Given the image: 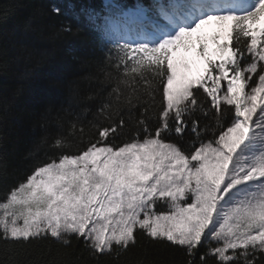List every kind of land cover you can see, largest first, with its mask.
<instances>
[{
    "label": "snow or ice",
    "instance_id": "6c2138e0",
    "mask_svg": "<svg viewBox=\"0 0 264 264\" xmlns=\"http://www.w3.org/2000/svg\"><path fill=\"white\" fill-rule=\"evenodd\" d=\"M87 18L95 71L44 113L23 179L0 156V186L15 181L0 264H37L45 246L59 259L39 264H130L137 249L135 264H171L150 257L166 251L264 264V0H151Z\"/></svg>",
    "mask_w": 264,
    "mask_h": 264
},
{
    "label": "trees",
    "instance_id": "16d2710c",
    "mask_svg": "<svg viewBox=\"0 0 264 264\" xmlns=\"http://www.w3.org/2000/svg\"><path fill=\"white\" fill-rule=\"evenodd\" d=\"M104 1L0 0V52H3L0 55V156L10 165L18 166L17 181L25 175L23 157L33 141L44 134L41 128L44 113L50 108L58 109L61 104L66 106L69 98L66 85L79 79L89 66L95 71L97 33L92 30L87 12L105 15L124 6L150 4L149 0ZM9 5L11 10L5 12ZM53 8L60 11L54 12ZM65 27L71 31H63ZM54 136L55 129H50L49 144ZM168 140L177 142L175 136ZM35 158L43 159L44 150ZM7 188L0 186V201L6 198ZM143 256V249H137L126 259L135 264ZM54 257L59 259L57 249L53 247L49 252L45 246V253H35L30 259L39 264ZM150 257L171 264H186L188 259L181 251L159 255L153 252ZM207 260L208 264H215L212 256Z\"/></svg>",
    "mask_w": 264,
    "mask_h": 264
},
{
    "label": "rangeland",
    "instance_id": "374dc122",
    "mask_svg": "<svg viewBox=\"0 0 264 264\" xmlns=\"http://www.w3.org/2000/svg\"><path fill=\"white\" fill-rule=\"evenodd\" d=\"M156 210L160 211V212H166L167 211V206L164 205L163 202H158Z\"/></svg>",
    "mask_w": 264,
    "mask_h": 264
}]
</instances>
